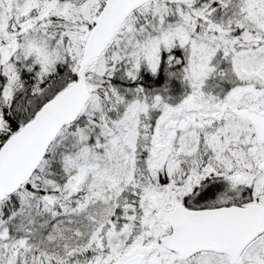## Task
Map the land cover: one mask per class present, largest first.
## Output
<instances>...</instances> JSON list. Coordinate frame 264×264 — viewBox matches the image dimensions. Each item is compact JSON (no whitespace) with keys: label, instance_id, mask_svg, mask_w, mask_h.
I'll use <instances>...</instances> for the list:
<instances>
[{"label":"snow or ice","instance_id":"1","mask_svg":"<svg viewBox=\"0 0 264 264\" xmlns=\"http://www.w3.org/2000/svg\"><path fill=\"white\" fill-rule=\"evenodd\" d=\"M0 264H264V0H0Z\"/></svg>","mask_w":264,"mask_h":264}]
</instances>
